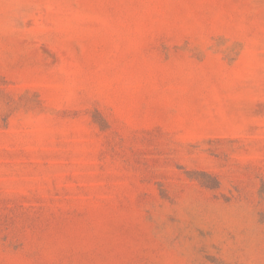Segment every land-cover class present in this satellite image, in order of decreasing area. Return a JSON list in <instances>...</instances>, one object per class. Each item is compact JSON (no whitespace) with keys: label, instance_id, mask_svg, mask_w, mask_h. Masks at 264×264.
Instances as JSON below:
<instances>
[{"label":"rangeland","instance_id":"rangeland-1","mask_svg":"<svg viewBox=\"0 0 264 264\" xmlns=\"http://www.w3.org/2000/svg\"><path fill=\"white\" fill-rule=\"evenodd\" d=\"M0 264H264V0H0Z\"/></svg>","mask_w":264,"mask_h":264}]
</instances>
